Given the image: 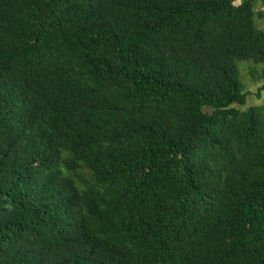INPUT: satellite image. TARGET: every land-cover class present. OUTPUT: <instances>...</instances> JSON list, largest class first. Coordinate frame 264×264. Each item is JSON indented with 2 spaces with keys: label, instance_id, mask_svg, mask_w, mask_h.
<instances>
[{
  "label": "trees",
  "instance_id": "1",
  "mask_svg": "<svg viewBox=\"0 0 264 264\" xmlns=\"http://www.w3.org/2000/svg\"><path fill=\"white\" fill-rule=\"evenodd\" d=\"M257 1L0 0V264H264Z\"/></svg>",
  "mask_w": 264,
  "mask_h": 264
},
{
  "label": "rangeland",
  "instance_id": "2",
  "mask_svg": "<svg viewBox=\"0 0 264 264\" xmlns=\"http://www.w3.org/2000/svg\"><path fill=\"white\" fill-rule=\"evenodd\" d=\"M239 1L235 2L237 5ZM254 23L258 29L264 30V21L257 16V12L264 9V5L257 1L255 6ZM238 79L246 94L245 103L243 105L233 104L240 111L247 109L250 106H259L264 103V63L256 64L252 60H238ZM205 111L210 110L205 108Z\"/></svg>",
  "mask_w": 264,
  "mask_h": 264
}]
</instances>
